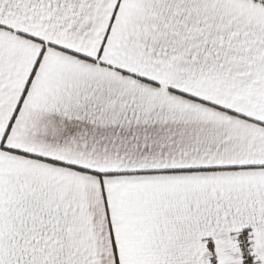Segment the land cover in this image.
I'll list each match as a JSON object with an SVG mask.
<instances>
[{
  "label": "snow or ice",
  "instance_id": "snow-or-ice-1",
  "mask_svg": "<svg viewBox=\"0 0 264 264\" xmlns=\"http://www.w3.org/2000/svg\"><path fill=\"white\" fill-rule=\"evenodd\" d=\"M0 264H264V0H0Z\"/></svg>",
  "mask_w": 264,
  "mask_h": 264
}]
</instances>
